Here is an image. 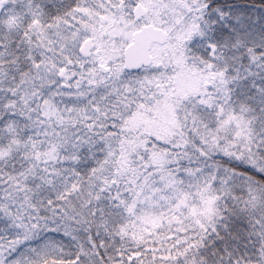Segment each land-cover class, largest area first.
Wrapping results in <instances>:
<instances>
[{"label": "snow or ice", "instance_id": "obj_1", "mask_svg": "<svg viewBox=\"0 0 264 264\" xmlns=\"http://www.w3.org/2000/svg\"><path fill=\"white\" fill-rule=\"evenodd\" d=\"M0 264H264V0H0Z\"/></svg>", "mask_w": 264, "mask_h": 264}]
</instances>
